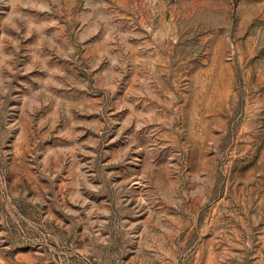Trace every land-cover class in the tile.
I'll return each instance as SVG.
<instances>
[{
    "label": "rangeland",
    "instance_id": "1",
    "mask_svg": "<svg viewBox=\"0 0 264 264\" xmlns=\"http://www.w3.org/2000/svg\"><path fill=\"white\" fill-rule=\"evenodd\" d=\"M0 264H264V0H0Z\"/></svg>",
    "mask_w": 264,
    "mask_h": 264
}]
</instances>
